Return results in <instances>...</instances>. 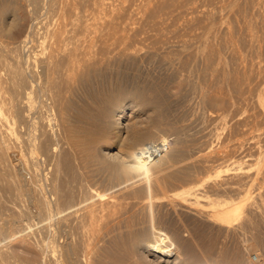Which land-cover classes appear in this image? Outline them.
Listing matches in <instances>:
<instances>
[{
  "label": "rangeland",
  "instance_id": "rangeland-1",
  "mask_svg": "<svg viewBox=\"0 0 264 264\" xmlns=\"http://www.w3.org/2000/svg\"><path fill=\"white\" fill-rule=\"evenodd\" d=\"M3 12L0 264H150L132 246L155 227L179 264H264V0H0ZM47 66V87L30 86ZM108 93L132 116L121 135L93 120ZM137 124L154 138L131 149ZM163 139L149 179L110 162Z\"/></svg>",
  "mask_w": 264,
  "mask_h": 264
},
{
  "label": "bare ground",
  "instance_id": "bare-ground-1",
  "mask_svg": "<svg viewBox=\"0 0 264 264\" xmlns=\"http://www.w3.org/2000/svg\"><path fill=\"white\" fill-rule=\"evenodd\" d=\"M7 13L8 12H3V14L1 15L0 14V28H1V26H2V24L4 23V20H5V17H6V15H7ZM14 15H12V18H14L13 17ZM15 19V18H14ZM14 19H12V20H14ZM61 26V25H60ZM63 28V27H62ZM62 28H56V31L54 32L56 35H58V36H62V34H63V32H62ZM1 29H3V26H2V28ZM64 29V28H63ZM4 30V29H3ZM22 32H20V34H21ZM55 35V36H56ZM58 36H57V38H58ZM64 37V35L62 36V38ZM56 38V37H55ZM56 38V40H58ZM62 38H60V39H62ZM56 43H58V42H60L61 43V41L59 40L58 42L57 41H55ZM23 43V42H22ZM56 45V44H55ZM58 46V44L56 45V47ZM56 49H58L59 50V48L57 47ZM61 49V48H60ZM54 51H55V49H54ZM53 53V52H52ZM56 52H54V54H55ZM53 54V55H54ZM72 54H74V53H72ZM53 55H51L52 57H54L55 58V56H56V54H55V56H53ZM50 56V57H51ZM71 56V55H70ZM70 56H69V58H70ZM75 56H77V55H75ZM49 57V61L51 60V58ZM73 58H74V56H72ZM30 58V57H29ZM68 58V59H69ZM73 58L72 59H69V61H67L68 62V64L69 63H71V64H69L70 65V67L71 66H78V62H77V60H76V62H75V60H73ZM66 59V58H65ZM76 59H78V57L76 58ZM53 60H55V59H53L52 58V62H54ZM31 61V60H30ZM47 61H48V59H47ZM43 62V64L45 63H50V62ZM65 61V60H64ZM78 61H79V59H78ZM36 62V61H35ZM29 63V62H28ZM32 63V62H31ZM40 63H42V62H40ZM39 63V64H40ZM42 64V65H43ZM47 64V65H48ZM52 65H53V63H52ZM23 66V65H22ZM36 66V65H35ZM48 66H51V63L48 65ZM47 66V68H45L46 70L49 68ZM79 66H80V64H79ZM38 67V66H37ZM41 67V66H40ZM44 67H45V65H44ZM52 68L51 69H53V66H51ZM75 67V68H76ZM34 68V67H33ZM42 68V67H41ZM73 68V67H72ZM74 68V69H75ZM78 68V67H77ZM35 69V68H34ZM66 69H67V67H66ZM71 69V68H70ZM23 70V69H22ZM31 70V69H30ZM62 70V69H61ZM68 70H69V68H68ZM36 71V70H35ZM43 71H44V69H43ZM49 70H47V71H44V75H42L41 77H37V74H36V78H34V79H32V80H30L31 82H30V86H34L35 85V87L37 86V87H43V86H45L46 84H47V81H48V76H49V78L51 79V76L49 75V73H53L52 71H55L54 69L50 72H48ZM75 71V70H74ZM26 72V71H25ZM33 72V71H32ZM63 72V71H62ZM73 71H72V69L70 70V74L68 75V76H70L71 77V75L73 74L72 73ZM42 73V72H41ZM72 73V74H71ZM24 74V73H23ZM34 74V73H33ZM64 74H66V73H64ZM55 75V74H54ZM23 76H25V75H23ZM63 76V75H62ZM67 76V77H68ZM26 77V76H25ZM24 77V78H25ZM53 77V76H52ZM23 78V77H22ZM29 79V78H28ZM60 79V78H59ZM67 79H71V80H73L72 78H67ZM20 81V80H19ZM22 81H24V80H22ZM22 81H21V83H22ZM68 81V80H67ZM66 82V81H65ZM70 82V81H69ZM25 83H26V81H25ZM28 83V82H27ZM48 84H49V82H48ZM22 85V84H21ZM27 85V84H26ZM24 86V85H23ZM28 86V85H27ZM27 86H25V88L27 87ZM30 86H28L29 88H30ZM58 86V85H57ZM27 87V88H28ZM36 87V88H37ZM46 87H47V85H46ZM26 88V90H28ZM38 88V89H39ZM42 89V88H41ZM45 89V88H44ZM25 91V90H24ZM51 92V91H50ZM116 92V91H115ZM38 93V92H37ZM46 93V92H45ZM110 93H112V92H110ZM110 93H108V95L110 94ZM114 93V92H113ZM112 93V94H113ZM117 93V92H116ZM116 93H115V95H116ZM120 93V92H119ZM112 94H110L109 96H104V95H102V96H104L103 98H102V96L100 97V98H102V101H103V103H105V102H107L108 103V105H109V108H110V110L108 111V109L109 108H107L105 105L103 106V104L101 105L100 103H99V105H101V106H103V107H100L101 109H100V111H99V113H98V115L95 113V115H97V116H95V117H97V118H93V120L95 121V119H98V121H100V122H110L111 124H114V131L116 130L117 132H118V134H120L121 135V133H122V130L124 129L123 128V126H124V122H125V120H127V118L129 119V118H131L132 116H130L128 113H127V111H126V109L124 108V107H121V105H119L120 104V102H121V98L120 97H117V95L116 96H112ZM118 94V93H117ZM124 94V93H123ZM22 95V94H21ZM30 94L29 93H27V91H26V94H25V96H26V98H27V96H29ZM106 95V94H105ZM24 95H23V97H25ZM51 96V95H50ZM120 96V95H119ZM125 96V95H124ZM138 96L139 95H134V97L132 98L133 100H137L138 99ZM35 97V96H34ZM33 97V98H34ZM49 97V96H48ZM58 97V96H57ZM25 98V99H26ZM38 98V97H37ZM99 98V99H100ZM24 99V98H23ZM22 99V100H23ZM42 99V98H41ZM49 99V98H48ZM141 99H143V97H141ZM150 99V98H149ZM28 100H29V98H28ZM34 100V99H33ZM53 100V99H52ZM139 100V99H138ZM144 100V99H143ZM37 101V100H36ZM43 101V100H42ZM100 101V100H99ZM142 101V100H141ZM25 102H27V100L25 101ZM56 102V101H55ZM20 103V102H19ZM23 103H24V101H23ZM41 103V102H40ZM39 103V104H40ZM44 103L45 102H43V105H44ZM25 104V103H24ZM28 106L26 105H23V109H24V107H25V109L24 110H22V112L20 113V114H18L19 115V117H20V115L22 116V117H20L19 119L20 120H22V118L24 119L23 120V122L26 120V118L27 117H31L30 115L29 116H27L28 114H29V112H31V109L33 108L30 104H32L31 102L29 103V101H28ZM55 104V103H54ZM107 105V106H108ZM39 106H42V104L41 105H39ZM46 106V105H45ZM45 106H43V107H45ZM62 106V105H61ZM18 107V106H17ZM34 107H35V105H34ZM94 107V106H93ZM22 108V107H21ZM20 108V109H21ZM54 108V107H53ZM55 109V108H54ZM91 109H93V108H91ZM94 110H97V108L96 109H94ZM98 110H99V107H98ZM97 110V111H98ZM96 111V112H97ZM27 112H28V114H27ZM33 112H34V109H33ZM94 112V111H93ZM32 113V112H31ZM30 113V114H31ZM44 113V112H43ZM55 113V112H54ZM47 114V113H46ZM56 114V113H55ZM94 114V113H93ZM34 113L32 114V117H34ZM41 115V114H40ZM61 115V114H60ZM58 116V115H57ZM32 117L30 118V121L32 122ZM43 117V116H42ZM91 117V116H90ZM93 117V116H92ZM17 118V117H16ZM52 118V117H51ZM156 118H158V117H156ZM35 119H36V117H35ZM155 119V118H154ZM18 120V119H17ZM157 120V119H156ZM28 121H29V118H28ZM30 121H29V123H30ZM2 122V121H1ZM34 122V121H33ZM96 123H97V121H95ZM99 122V123H100ZM137 122V121H136ZM156 122V121H155ZM27 123V122H26ZM25 123V124H26ZM62 123V122H61ZM83 123V122H82ZM94 123V122H93ZM36 123L34 122V125H35ZM133 124H135V122L133 123ZM32 125V123H30L29 124V129L30 130H32V128L34 129V127H33V125ZM65 125V124H64ZM97 125H98V123H97ZM128 125L130 126V123H128ZM141 125V124H140ZM157 125V124H156ZM10 126V125H9ZM22 126V125H21ZM37 126V125H36ZM93 126L94 125H92V129H93ZM99 126H101V125H99ZM127 126V125H126ZM126 126H124V127H126ZM131 126H133L132 125V122H131ZM152 126H153V123H152ZM5 127V126H4ZM28 127V126H27ZM69 127V126H68ZM80 127V126H79ZM86 127V126H85ZM87 127H89V128H91V126H87ZM96 127V126H95ZM95 127H94V130H95ZM140 127V129H141V126H139ZM139 127H138V124H137V128L136 127H134L135 129H133V130H131L129 133L127 132V130H126V132H127V136L129 137L130 136V138H129V142H130V144H127V145H129L130 146V148L132 149H135L134 148V146L135 145H138L140 142H142L143 143V140H145V139H150L151 137H150V135L147 133V131L148 130H146V131H142V130H140L139 129ZM36 128V127H35ZM81 128V127H80ZM89 128H87V129H89ZM24 129V131H26V132H28L29 131V129L27 128V130H25V128H23ZM66 129H67V127H66ZM97 129V128H96ZM126 129V128H125ZM35 130V129H34ZM33 130V131H34ZM78 130V129H77ZM82 130H84V128L82 129ZM85 130H86V128H85ZM84 130V131H85ZM93 130V131H94ZM98 130H100V129H98ZM105 130V129H104ZM103 130V131H104ZM72 131H74V130H72ZM88 131V130H87ZM86 131V132H87ZM97 131V130H96ZM35 132V131H34ZM55 132V131H54ZM76 132V131H75ZM74 132V133H75ZM89 132H92V130L90 129L89 130ZM98 132V131H97ZM97 132H95V133H97ZM102 132V131H101ZM101 132H100V134H101ZM28 133H30V132H28ZM49 133V132H48ZM85 133V132H84ZM84 133L83 134H81V135H83V136H81L80 135V137H87L88 135L87 134H85V136H84ZM99 133V132H98ZM102 133H104V135L102 136V135H99V136H102V137H104L105 136V131L104 132H102ZM31 134V133H30ZM29 134V135H30ZM77 133H75V136H77L76 135ZM90 134V133H89ZM92 134H94V133H92ZM129 134V135H128ZM38 135V134H37ZM68 135V134H67ZM69 135H70V133H69ZM72 135V134H71ZM91 135V134H90ZM89 135V136H90ZM95 135V134H94ZM94 135H91L92 136V138H93V136ZM119 135V136H120ZM25 136H27L26 135V133H25ZM44 136V135H43ZM55 136V135H54ZM62 136V135H61ZM74 135H72V136H70V137H73ZM79 136V135H78ZM77 136V137H78ZM88 136V137H89ZM96 136V135H95ZM94 136V138H95V142H99L100 140L99 139H106L105 137L104 138H99V136H98V140L96 141V137ZM1 137V136H0ZM29 137V136H28ZM69 137V136H68ZM70 137H69V139H68V141L69 140H71V141H74V140H76L75 139V137H74V140L73 139H70ZM79 137V138H80ZM86 137H85V140H87L86 139ZM128 137H127V139H128ZM27 138V137H26ZM36 138V137H35ZM60 138V137H59ZM66 138V137H65ZM78 138V140L79 141H81V138L79 139ZM90 138V137H89ZM118 138V137H117ZM152 138H154V137H152ZM151 138V139H152ZM28 139V138H27ZM30 139V138H29ZM52 139V138H51ZM84 139V138H83ZM37 140V139H36ZM77 140V141H78ZM90 140V139H89ZM165 139H163V141H164ZM24 141L26 142L27 140H25L24 139ZM33 141V140H32ZM32 141H27L29 144H30V142H32ZM35 141V140H34ZM33 141V142H34ZM53 141V140H52ZM55 141V140H54ZM92 142H90V143H95L94 141H93V139L91 140ZM120 141V140H119ZM146 141V140H145ZM144 141V142H145ZM24 142V143H25ZM26 142V143H27ZM32 142V143H33ZM39 142V141H38ZM57 142V141H56ZM70 142V141H69ZM83 142V141H82ZM82 142H81V144L80 145H82ZM104 142H106L105 140H104ZM6 143V142H5ZM27 143V144H28ZM35 143V142H34ZM75 143H78V142H75ZM84 144H87V145H85V147H88V145H89V143H86L85 141L83 142ZM127 143H128V140H127ZM1 144V143H0ZM71 144V143H70ZM79 144V143H78ZM32 147H33V145L32 144H30ZM51 145V144H50ZM72 145H73V142H72ZM79 145V146H80ZM93 145H96V147L99 149V147L97 146V144L95 143V144H93ZM99 145V144H98ZM101 145V144H100ZM2 146V145H1ZM21 146V145H20ZM26 146V145H25ZM56 146V145H55ZM76 146H78V145H76ZM75 146V147H76ZM27 147V146H26ZM31 147V148H32ZM51 147V146H50ZM119 147V146H118ZM39 148V147H38ZM81 148V147H80ZM79 148V149H80ZM89 148H93V146H92V144H91V146H89ZM119 148H121V146L119 147ZM118 148V149H119ZM145 148V147H144ZM144 148H142V149H140V150H138V151H135V152H132V153H128V154H126L125 155V158H123V162L121 161V162H118V161H120V159H119V156H118V153H120V151L119 150H122V149H119L116 153H114L113 155H109L110 157H115L116 155L118 156V159H116L117 157H115V162H114V160H111V159H113V158H110V162H113V164L114 163H116L117 162V164H114L113 165V167L115 168V170H117L119 173H120V171H121V173H123V174H126V175H129V174H137V175H139V176H143L144 178H148L149 179V176H150V166L151 165H153V163H146L143 159H142V151H143V149ZM6 149V148H5ZM48 149V148H47ZM169 149H170V145H169ZM2 150V149H1ZM30 150V149H29ZM100 150V149H99ZM43 151V150H42ZM41 151V152H42ZM51 151V150H50ZM36 152H39V150L37 149L36 150V148H34L33 147V149L32 150H30V153H31V155L32 154H37ZM122 152V151H121ZM169 153V150H168V152L166 153V154H168ZM39 154V153H38ZM49 154V153H48ZM51 154V153H50ZM49 154V155H50ZM104 154V153H103ZM165 154V155H166ZM164 155V156H165ZM35 156V155H34ZM103 156V155H102ZM106 155H104V157H105ZM108 155L106 156L107 158L109 157ZM104 157H102V158H104ZM38 158H41V157H38ZM163 158V157H162ZM161 158V159H162ZM35 159V158H34ZM36 160V159H35ZM106 160H108L109 161V158L108 159H106ZM118 160V161H117ZM158 161H160V160H157V161H155L156 163L158 162ZM20 162V161H19ZM27 163V162H26ZM30 164V163H29ZM28 164V165H29ZM21 165V164H20ZM109 167H111V166H109ZM34 168V167H33ZM117 168V169H116ZM22 169H23V167H22ZM21 169V170H22ZM39 169V168H38ZM25 170V169H24ZM37 170V169H36ZM114 170V171H115ZM38 171V170H37ZM23 172V171H22ZM30 174H32V173H30ZM33 175V174H32ZM122 175V174H121ZM26 176V175H25ZM31 176V175H30ZM152 176V175H151ZM154 176V175H153ZM25 178V177H24ZM22 179V178H21ZM23 181H24V179H23ZM54 181V180H53ZM26 182V181H25ZM34 182V181H33ZM57 182V181H56ZM55 183V182H54ZM149 183V182H148ZM35 184H37V183H35ZM30 185V184H29ZM39 185V184H38ZM57 185V184H56ZM55 185V186H56ZM52 186V185H51ZM35 187V186H34ZM21 188V187H20ZM53 188V187H52ZM55 188V187H54ZM53 188V189H54ZM58 188V187H57ZM82 188V187H81ZM89 188V187H88ZM25 189V188H24ZM32 189L30 188H27L25 191H27V192H32V193H34L35 191H31ZM34 190H35V188H34ZM56 190V189H55ZM22 191V190H21ZM56 192V191H55ZM54 192V193H55ZM58 192H59V190H58ZM23 193H24V191H23ZM22 193V194H23ZM88 194V193H87ZM60 195V194H59ZM190 195H192V194H190ZM37 196V195H36ZM61 196V195H60ZM194 196V195H193ZM58 197V196H57ZM135 197V196H134ZM137 198H139V197H137ZM205 198V197H204ZM88 199V198H87ZM111 199V198H110ZM117 199V198H116ZM124 199V198H123ZM140 199V198H139ZM143 199V200H142ZM32 200V199H31ZM54 200V199H53ZM60 200V199H59ZM117 200H119V199H117ZM136 200V199H135ZM142 200V201H141ZM40 201V200H39ZM58 201V200H57ZM56 201V202H57ZM131 201H132V199H131ZM134 201V200H133ZM137 201V200H136ZM139 201V200H138ZM140 203H139V205H140V207H146L147 206V204H148V200L147 199H144V198H141L140 199ZM116 202H119V201H116ZM115 202V203H116ZM42 203V202H41ZM131 203V202H130ZM99 204V203H98ZM108 204V203H107ZM137 204V203H136ZM105 205H106V203H105ZM104 205V206H105ZM131 205H132V203H131ZM130 205V206H131ZM43 206H45V205H43ZM84 206V205H83ZM95 206V205H94ZM94 206H92V207H90L87 211H86V217L89 219V221L90 222H93L94 221V218L96 217V214L98 213L97 212V210L98 209H95V208H93ZM136 205H134L133 207H135ZM41 207H42V205H41ZM102 207V206H101ZM107 207V206H106ZM124 207V206H123ZM127 207H128V204H127ZM133 207H132V209H133ZM139 207V206H138ZM38 208V207H37ZM56 208V207H55ZM103 208V207H102ZM137 208V207H136ZM135 208V211L137 210ZM143 208H140V210L141 209H143ZM43 210H44V208H42ZM101 209V208H100ZM114 209V208H113ZM117 209V208H116ZM124 209V208H123ZM126 209V208H125ZM130 209V208H129ZM131 209V210H132ZM26 210V209H25ZM102 210V209H101ZM103 210H104V208H103ZM127 210V209H126ZM134 210V209H133ZM79 211V210H78ZM25 212V211H24ZM56 212V211H55ZM103 212V211H102ZM110 212H111V210H110ZM126 212V211H125ZM131 212V211H130ZM138 212V211H137ZM100 213H101V211H100ZM123 213V212H122ZM133 213H135V212H133ZM140 213V212H139ZM143 213H144V211H143ZM107 214V213H106ZM106 214H104V215H106ZM137 214V213H136ZM99 215V214H98ZM103 215V216H104ZM117 216V215H116ZM119 216V215H118ZM124 216V215H123ZM136 216H138V215H136ZM143 216V215H142ZM82 217V216H81ZM106 217V216H105ZM78 218V217H77ZM114 218V217H113ZM128 218V217H127ZM131 218V217H130ZM118 219V218H117ZM121 219H122V217H121ZM140 219V218H139ZM106 220V219H105ZM114 220V219H113ZM124 220H125V218H124ZM127 220V219H126ZM134 220V219H133ZM226 220V219H225ZM115 222H116V220H114ZM122 221H123V219H122ZM87 222V221H86ZM110 222V221H109ZM114 222V223H115ZM58 223V222H57ZM106 223V222H105ZM119 223V222H118ZM121 223V222H120ZM123 223V222H122ZM131 223V222H130ZM135 223V222H134ZM138 223H139V221H138ZM137 223V224H138ZM113 224V223H112ZM124 224V223H123ZM127 224V223H126ZM125 224V225H126ZM132 224V223H131ZM130 224V225H131ZM141 224V223H140ZM69 225V224H68ZM79 225V224H78ZM129 225V224H128ZM127 225V226H128ZM139 225V224H138ZM117 226V225H116ZM120 225H118V227H119ZM130 227V226H129ZM142 227V226H141ZM8 228V227H7ZM111 228V227H110ZM123 228V227H122ZM125 228V227H124ZM128 228V227H127ZM139 228V227H138ZM106 229V228H105ZM114 229V228H113ZM133 229V228H132ZM134 229H136V228H134ZM150 229V228H149ZM8 230V229H7ZM9 230H10V228H9ZM115 230H116V228H115ZM128 230H129V228H128ZM158 229L155 227V229H153V228H151L150 229V234L149 235H147V234H145V232L144 233H142L141 231V233L143 234H141V233H139L138 231H135V232H138L136 235L138 236V239H136L137 241H136V243H135V245L134 246H132L133 248H132V252H133V256H135V258L137 257L138 259H141V261L143 262V261H145L146 259L148 260L149 259V263L150 264H179V262L177 261V260H170V255L171 254H169V252H170V250H169V248L167 249L164 245H163V241H164V239L163 238H160L159 236V234H158V232L159 231H157ZM134 231V230H133ZM118 232V231H117ZM134 232V233H135ZM149 232V231H148ZM6 236V235H5ZM131 238H132V236H131ZM137 238V237H136ZM67 240V239H66ZM131 240V239H130ZM125 241H126V239H125ZM132 242H134V241H132ZM93 244V243H92ZM75 245V244H74ZM80 245V244H79ZM67 247V246H66ZM67 248H65V250H66ZM71 249H73V248H71ZM83 249V248H82ZM65 250L63 251V252H65ZM74 251V250H73ZM67 252V251H66ZM66 252H65V254H66ZM63 254V253H62ZM62 254H60V255H62ZM59 255V254H58ZM77 255V254H76ZM83 255H85V254H83ZM71 256H72V251H70V252H67V254H66V258L68 259V260H70V259H73V258H71ZM91 256V255H90ZM132 256V257H133ZM62 258H64L63 256H62ZM86 259H89L88 258V253H87V255H86V257H85ZM85 258H83L84 259V261H85ZM7 259V258H6ZM65 259V258H64ZM143 259V260H142ZM145 259V260H144ZM146 260V261H147ZM138 261V260H137ZM140 261V262H141ZM70 262V261H69ZM6 263V262H5ZM71 263V262H70ZM144 263H146V262H144ZM235 264H240V263H238V262H236Z\"/></svg>",
  "mask_w": 264,
  "mask_h": 264
},
{
  "label": "built area",
  "instance_id": "built-area-1",
  "mask_svg": "<svg viewBox=\"0 0 264 264\" xmlns=\"http://www.w3.org/2000/svg\"><path fill=\"white\" fill-rule=\"evenodd\" d=\"M170 141L164 140L158 143L147 145L142 151V159L146 163H151L161 159L169 150ZM253 262H258L257 257H253Z\"/></svg>",
  "mask_w": 264,
  "mask_h": 264
}]
</instances>
